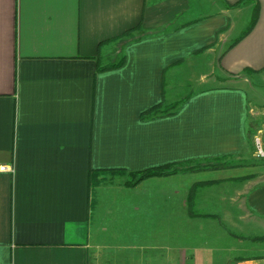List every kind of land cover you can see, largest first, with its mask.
Listing matches in <instances>:
<instances>
[{
  "label": "crops",
  "instance_id": "0c3cea01",
  "mask_svg": "<svg viewBox=\"0 0 264 264\" xmlns=\"http://www.w3.org/2000/svg\"><path fill=\"white\" fill-rule=\"evenodd\" d=\"M202 66L199 88L167 95ZM256 75L264 0H0V264H104L98 223L140 236L109 264H264ZM207 162L222 166L89 185L91 169Z\"/></svg>",
  "mask_w": 264,
  "mask_h": 264
},
{
  "label": "rangeland",
  "instance_id": "374dc122",
  "mask_svg": "<svg viewBox=\"0 0 264 264\" xmlns=\"http://www.w3.org/2000/svg\"><path fill=\"white\" fill-rule=\"evenodd\" d=\"M114 58V57H113ZM211 70V66H202V67H198L196 69H192V70H188V69H181L180 73V77L178 78V82H174L173 84H168L167 85V95L169 94H173L175 95L178 99L183 100V98H185V96H187L190 92H192L194 89L199 88L202 84L200 83V79H199V74L200 73H208ZM246 76V75H245ZM244 77V76H241ZM230 79H232V82H228L231 83L232 85H237L240 84L241 82H239V77H231L229 76ZM212 79V78H211ZM239 79V80H238ZM247 81H245V84L247 86L248 89L253 88V93L255 94H260V93H264V76L262 75H256L254 76V78H252L251 76H247V78H245ZM238 81V82H236ZM205 85V84H203ZM211 86H214V84H212ZM255 110V109H254ZM261 109H258V112ZM255 118L251 117V122L254 121V132L250 137V145H251V150H252V154L255 158L258 159H262L264 160V157H257L255 155V150H256V145H255V137L254 136H258L260 138V143L262 145V147H264V116L259 115V114H255V116H253ZM207 169V168H205ZM204 170V169H202ZM121 185L120 182H115L114 183V187H117L118 185ZM121 215L117 216V219L119 220L121 217ZM99 226V231L96 234V239L98 240V242L100 243L99 245V249L96 248V250H98V254L100 255V257L104 259L103 263L104 264H109L108 260L106 258H108V256L110 255H126V254H130V253H137L138 250H136L133 247H127L124 245V241H126V239H132L135 240L138 238H140V236H132L130 237V235L125 234L124 229H125V225L129 224V223H98ZM96 224V225H98ZM145 223H132L133 229L134 231L137 230V232L139 231V226L143 225ZM137 234V233H136ZM138 235V234H137ZM95 239V240H96ZM125 246V247H124ZM130 252V253H129ZM111 264H113V261H110Z\"/></svg>",
  "mask_w": 264,
  "mask_h": 264
},
{
  "label": "trees",
  "instance_id": "16d2710c",
  "mask_svg": "<svg viewBox=\"0 0 264 264\" xmlns=\"http://www.w3.org/2000/svg\"><path fill=\"white\" fill-rule=\"evenodd\" d=\"M254 20V18H253ZM130 36V33H125V35ZM124 37V35H123ZM125 61V55L122 54L120 57L117 58V60L113 62H108L106 64H99L97 66V71H105V70H111L117 67H120L123 65ZM178 103H174L172 105H162L157 104L151 108H149L146 112L142 113V117L148 116L150 117H156L161 116L164 114H168L170 109L176 108ZM253 134V131L251 130L250 135ZM221 163H196V164H187V165H175V164H166V165H159L155 167H150L144 170L139 171H131L127 172L120 169H112V170H99V169H91L89 172V185L90 188L96 187L99 184H101L105 179L107 175H126L128 178L125 181V184L127 186H135L140 181L156 177V176H166L170 174H174L178 171H195L199 169H205V168H219L221 167Z\"/></svg>",
  "mask_w": 264,
  "mask_h": 264
},
{
  "label": "built area",
  "instance_id": "2783aa9c",
  "mask_svg": "<svg viewBox=\"0 0 264 264\" xmlns=\"http://www.w3.org/2000/svg\"><path fill=\"white\" fill-rule=\"evenodd\" d=\"M255 137V147H256V152L255 155L257 157H264V147H262L261 143H260V138L258 136H254ZM5 170H9V167L7 166H0V171H5Z\"/></svg>",
  "mask_w": 264,
  "mask_h": 264
}]
</instances>
